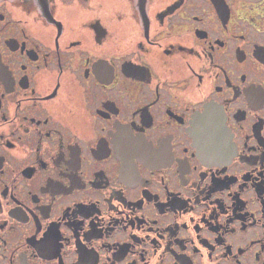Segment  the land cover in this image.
Returning <instances> with one entry per match:
<instances>
[{
  "label": "flooded vegetation",
  "instance_id": "1",
  "mask_svg": "<svg viewBox=\"0 0 264 264\" xmlns=\"http://www.w3.org/2000/svg\"><path fill=\"white\" fill-rule=\"evenodd\" d=\"M0 264H264V0H0Z\"/></svg>",
  "mask_w": 264,
  "mask_h": 264
}]
</instances>
